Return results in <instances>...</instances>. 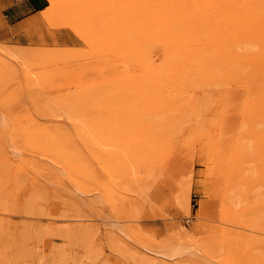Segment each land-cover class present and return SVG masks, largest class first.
I'll return each instance as SVG.
<instances>
[{
  "label": "rangeland",
  "instance_id": "rangeland-1",
  "mask_svg": "<svg viewBox=\"0 0 264 264\" xmlns=\"http://www.w3.org/2000/svg\"><path fill=\"white\" fill-rule=\"evenodd\" d=\"M48 1L0 38V264H264V32H185L205 70L175 0Z\"/></svg>",
  "mask_w": 264,
  "mask_h": 264
},
{
  "label": "bare ground",
  "instance_id": "bare-ground-1",
  "mask_svg": "<svg viewBox=\"0 0 264 264\" xmlns=\"http://www.w3.org/2000/svg\"><path fill=\"white\" fill-rule=\"evenodd\" d=\"M50 2L53 3V0ZM174 4L175 32H177L174 47L175 57L179 59V63H184L185 60V64L189 67L191 64L195 66L197 60L200 59L199 65L201 64L200 66L207 70L210 65L207 55H210V52L206 55V51L188 50L191 44L187 45L184 39L186 37L185 32L194 38L200 37L201 32H218L220 39L227 38V45L233 46L226 52L230 56L224 55L229 63L241 62L240 60L244 59L245 56L253 53L252 49L246 45L245 47H238L233 38H242L244 32H264V0H175ZM146 38L148 39V37ZM169 42L171 43V41ZM220 43L215 41L217 45ZM214 56L219 57L220 55L213 52L212 59ZM237 65L236 63V67ZM212 69H216V67ZM227 69L228 65L226 71L222 70L221 72L224 78H228L230 75V71Z\"/></svg>",
  "mask_w": 264,
  "mask_h": 264
},
{
  "label": "crops",
  "instance_id": "crops-1",
  "mask_svg": "<svg viewBox=\"0 0 264 264\" xmlns=\"http://www.w3.org/2000/svg\"><path fill=\"white\" fill-rule=\"evenodd\" d=\"M48 6V0H0V38L29 43L36 42L40 35L51 40L42 19ZM55 38L65 44H71L73 39L66 30L55 33Z\"/></svg>",
  "mask_w": 264,
  "mask_h": 264
}]
</instances>
